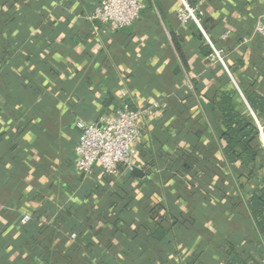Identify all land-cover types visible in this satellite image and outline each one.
Returning <instances> with one entry per match:
<instances>
[{
  "label": "crops",
  "instance_id": "0c3cea01",
  "mask_svg": "<svg viewBox=\"0 0 264 264\" xmlns=\"http://www.w3.org/2000/svg\"><path fill=\"white\" fill-rule=\"evenodd\" d=\"M98 2L0 0V264L58 263L73 246L80 264H226L220 248L229 236L237 245L259 239L227 203L247 199L258 183L223 156L211 102L233 88L230 77L214 54L201 52L199 28L179 21L180 0H147L141 18L119 30L89 18ZM200 6L239 86L264 83V40L254 34L264 0ZM236 99L253 113L246 97ZM155 102L158 114L144 120L135 144L143 175L123 166L115 174L77 170L79 120L97 122L118 106ZM197 144L207 148L210 165H202L210 179L201 177V195L178 185L186 181L181 174L164 172L175 150ZM115 206L139 217L116 214ZM152 208L165 219L162 239L153 237ZM25 214L32 220L23 224ZM250 253L249 264H264V244Z\"/></svg>",
  "mask_w": 264,
  "mask_h": 264
},
{
  "label": "trees",
  "instance_id": "16d2710c",
  "mask_svg": "<svg viewBox=\"0 0 264 264\" xmlns=\"http://www.w3.org/2000/svg\"><path fill=\"white\" fill-rule=\"evenodd\" d=\"M200 50L204 55L213 54L212 48L206 42L202 43ZM240 88L253 113L239 106L236 99L238 91L235 88L216 92L211 105L213 106V111L217 112L219 116V139L222 143L225 161L232 166L236 173L241 174L242 169H244L248 171L251 178L255 177L258 180L253 192L247 199L244 200L241 196H236L229 198L227 203L232 211L235 212L238 222L248 225L253 224L254 232L259 234V239L250 238L249 244L237 245L233 237L229 236L228 240H224V244L220 248L224 256H226V264H249V257L252 256L250 249L264 244V172L260 170L264 168V151L259 140V129L255 120L256 117L260 123L264 124V83H258V80L254 79L250 83L240 86ZM193 124L190 125L191 127L193 126L192 128L196 126V123ZM23 129L21 128V131ZM22 134L23 131L20 132L19 129L13 137L17 140ZM181 134L182 132L179 133V135ZM196 134L201 137L203 132L198 130ZM198 145L175 150L176 155L169 159V161H172L171 163L164 160L168 156L162 151L157 153V157L165 161L164 172L166 175L177 177V175L181 174L186 181L180 180L178 185L187 187L188 190H194L197 195H201V177L207 176L204 179L205 181L210 179V171L204 169L202 165L205 164V167L208 168L210 165L209 162H206L208 158L204 156L207 148L203 152L201 146ZM197 170L201 171V173ZM215 192L216 190L213 189L212 193ZM224 197L226 196L224 195ZM114 211H116V214L119 212L126 213L127 216L133 219L139 217L137 213H131L128 208L115 206ZM95 212L93 211V213ZM151 214L157 218H155L153 237L162 239L166 233L163 225L165 219L158 215V210L155 208H152ZM113 215V213L108 215V220ZM65 229H68V227ZM43 237V234H39L35 237V240H42ZM74 249L75 246L71 247L67 251L66 256H62L58 263L53 264H80L79 257L73 255Z\"/></svg>",
  "mask_w": 264,
  "mask_h": 264
},
{
  "label": "built area",
  "instance_id": "2783aa9c",
  "mask_svg": "<svg viewBox=\"0 0 264 264\" xmlns=\"http://www.w3.org/2000/svg\"><path fill=\"white\" fill-rule=\"evenodd\" d=\"M147 0H99L90 19L99 22L111 30H119L129 26L141 18ZM203 1V0H202ZM202 1L191 4L190 0H180L181 8L177 17L183 25H196L206 42L213 50L215 61L220 64L238 93L245 99V95L236 82L228 64L226 52L223 47L217 46L207 34L204 27V11ZM254 34L264 40V13L259 16L254 26ZM230 30L222 34L226 40ZM160 109L159 102L143 107L132 108L129 105L118 106L112 115L104 116L97 122L79 120L77 127L80 130L79 141L74 147L77 170L91 175L96 167H100L107 174H115L123 166L132 171L135 164V144L142 135V124L149 117H155ZM259 140L264 151V124L255 117ZM32 220L31 214H25L22 223ZM71 238L76 240L78 235L73 233Z\"/></svg>",
  "mask_w": 264,
  "mask_h": 264
},
{
  "label": "water",
  "instance_id": "95a60500",
  "mask_svg": "<svg viewBox=\"0 0 264 264\" xmlns=\"http://www.w3.org/2000/svg\"><path fill=\"white\" fill-rule=\"evenodd\" d=\"M132 174L133 175H137V176H141L143 175V173L141 172V170H139L138 168L134 167L132 170Z\"/></svg>",
  "mask_w": 264,
  "mask_h": 264
}]
</instances>
